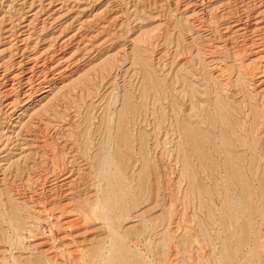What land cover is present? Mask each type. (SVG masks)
<instances>
[{
	"label": "rangeland",
	"instance_id": "374dc122",
	"mask_svg": "<svg viewBox=\"0 0 264 264\" xmlns=\"http://www.w3.org/2000/svg\"><path fill=\"white\" fill-rule=\"evenodd\" d=\"M117 240L264 264V0H0V264H110Z\"/></svg>",
	"mask_w": 264,
	"mask_h": 264
},
{
	"label": "bare ground",
	"instance_id": "6f19581e",
	"mask_svg": "<svg viewBox=\"0 0 264 264\" xmlns=\"http://www.w3.org/2000/svg\"><path fill=\"white\" fill-rule=\"evenodd\" d=\"M125 97H127V96H125ZM124 97V98H125ZM128 98V97H127ZM126 99V98H125ZM125 99H123L124 101H125ZM129 99V98H128ZM126 101H127V99H126ZM125 101V102H126ZM124 102V104H130V102L129 103H125ZM123 104V103H122ZM123 106V105H122ZM130 106V105H129ZM128 106V107H129ZM125 107V109H123V110H125L126 111V105L124 106ZM123 108V107H122ZM121 109V108H120ZM128 110V109H127ZM129 110H130V107H129ZM124 111V112H125ZM120 112V111H119ZM128 111H126L125 113H127ZM131 112V111H130ZM129 112V113H130ZM122 113H123V111H122ZM122 113H120V114H122ZM123 115H125V114H123ZM120 118V117H119ZM121 118H122V116H121ZM120 118V120H123L124 118H122L121 119ZM119 121V120H118ZM183 121V120H182ZM181 121V122H182ZM185 121V120H184ZM186 123V122H185ZM185 123H181L180 124V129H179V124L177 125V127H178V130H180V131H178V132H180V135H182L183 137H181V138H185L186 140L185 141H188L191 145H192V148H193V151H194V149H196L197 147L199 148V146H198V141H199V136H200V134H199V132H198V130H197V127L195 126V125H191V124H185ZM116 126H117V135H118V137H120V138H122V139H124V137H126L125 135H126V132L124 131V129H123V126H122V121H119V124L117 123V124H115ZM200 130V129H199ZM201 133V132H200ZM202 134H204V133H202ZM205 135V134H204ZM206 135H208V134H206ZM202 136V135H201ZM116 137V136H115ZM117 137V138H118ZM206 137H208V136H206ZM180 138V137H179ZM119 139V138H118ZM126 139V138H125ZM124 139V140H125ZM200 139H202V138H200ZM208 139V138H207ZM124 140H121V141H124ZM182 140V139H181ZM119 141V140H118ZM126 141V140H125ZM184 141V140H183ZM182 141V142H183ZM201 142L203 141V140H200ZM117 142V141H116ZM125 143V142H124ZM189 143H187L186 142V144L188 145ZM180 144H182V143H180ZM184 144H185V142H184ZM185 144V145H186ZM189 144V145H190ZM189 145H188V147H189ZM191 145H190V147H191ZM180 146V145H179ZM179 146H178V148H179ZM201 146H202V144H201ZM188 149H190V148H188ZM116 150V149H115ZM183 150V152H185L184 151V149L182 148L181 149V151ZM191 150V149H190ZM200 150V148L199 149H197V151H199ZM180 151V152H181ZM196 151V150H195ZM195 151H194V153H195ZM178 152H179V149H178ZM189 152V151H188ZM116 153V152H115ZM114 153V154H115ZM191 152H189V154H190ZM193 153V152H192ZM198 154V153H197ZM118 155V154H117ZM122 155V154H121ZM180 155V154H179ZM191 155V154H190ZM194 155V154H193ZM183 159H184V164H183V168H185V167H188L189 166V164H190V162L188 161V159L185 157V155H184V153H183ZM224 156V155H223ZM231 156V155H230ZM189 157V156H188ZM191 157H192V155H191ZM191 157H190V160H192L191 159ZM117 158V157H116ZM182 159V160H183ZM224 159V158H223ZM249 159V158H248ZM181 160V161H182ZM230 162H232V160L230 159ZM191 163H192V161H191ZM193 164V163H192ZM233 164V163H232ZM250 164V163H249ZM190 167V166H189ZM182 168V169H183ZM225 168V167H224ZM231 168V167H230ZM251 169V168H250ZM249 169V170H250ZM188 171V170H187ZM230 171V170H229ZM228 172V171H227ZM233 172V171H232ZM231 173V172H230ZM113 178H114V175H113ZM116 178V177H115ZM118 178V177H117ZM116 178V179H117ZM118 180H120L119 178L117 179V184L116 185H119V186H121L120 184H118ZM233 180V179H232ZM109 181V180H108ZM116 182V181H115ZM115 182H112V186L115 184ZM241 182V181H240ZM239 182V183H240ZM109 183V182H108ZM235 183H237V182H235ZM245 183V182H244ZM109 185H110V183H109ZM116 188V187H115ZM122 188V187H121ZM121 188H119V189H121ZM111 189V188H110ZM113 189H114V187H113ZM112 190V189H111ZM107 191V193L109 192L108 190H106ZM117 191V190H116ZM126 191V190H125ZM120 192V191H119ZM106 193V194H107ZM111 193V192H110ZM122 193H123V191H122ZM247 193H248V191H247ZM123 194H125V193H123ZM123 194H121V193H114L113 194V196H112V198L110 199V197H109V200H107V197H106V200H107V202L106 203H104V205H107V207H111V209H112V207L114 206V205H116V207L118 208V202L120 201V199L122 198V196H123ZM108 195V194H107ZM110 195V194H109ZM108 195V196H109ZM126 196V195H125ZM251 196V195H250ZM126 197H128V196H126ZM135 197V196H134ZM245 197V196H244ZM248 197V196H247ZM105 199V198H104ZM123 199V198H122ZM137 199V198H136ZM248 199V198H247ZM123 200H125V198L123 199ZM122 200V201H123ZM249 200V199H248ZM251 200V199H250ZM104 202V201H103ZM124 202V201H123ZM122 203V202H121ZM123 205H124V203H123ZM102 207V206H101ZM124 207H127V206H124ZM104 208H106V206L104 207ZM122 208H123V206H122ZM103 209V208H102ZM110 209V210H111ZM106 210V209H105ZM113 210V209H112ZM114 212H117V211H115V209L113 210ZM118 211H120V210H118ZM123 211H125V210H122V212ZM226 212H228V211H226ZM118 213V212H117ZM121 214H123V213H121ZM119 216V215H118ZM229 222H230V220H229ZM114 231V230H113ZM114 245H113V248H114V250H113V252L110 254V264H141L137 259H135L134 257H132V256H130V254H128V250L127 249H125V247H124V244L122 243V241H115V243H113ZM225 249V248H224ZM230 249V248H229ZM228 250V248L226 249V250H224V251H227ZM128 251V252H127ZM223 251V252H224ZM252 254H251V259L249 260V264H260L259 262V254H258V249H257V246H256V244H255V246H254V248L252 249V252H251ZM224 254V253H223ZM225 256L228 258V253L227 252H225ZM109 257V256H108ZM224 257V256H223ZM105 260V259H104ZM108 260V259H107ZM106 264H107V262H106ZM262 264V263H261Z\"/></svg>",
	"mask_w": 264,
	"mask_h": 264
}]
</instances>
